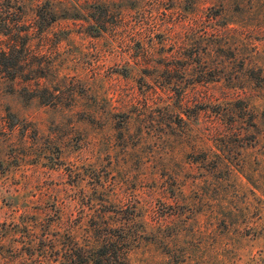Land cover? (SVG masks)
<instances>
[{
	"label": "rangeland",
	"instance_id": "374dc122",
	"mask_svg": "<svg viewBox=\"0 0 264 264\" xmlns=\"http://www.w3.org/2000/svg\"><path fill=\"white\" fill-rule=\"evenodd\" d=\"M5 26L46 77L0 80V264H91L125 222L121 264H264V0H0Z\"/></svg>",
	"mask_w": 264,
	"mask_h": 264
},
{
	"label": "trees",
	"instance_id": "16d2710c",
	"mask_svg": "<svg viewBox=\"0 0 264 264\" xmlns=\"http://www.w3.org/2000/svg\"><path fill=\"white\" fill-rule=\"evenodd\" d=\"M39 29L44 31L47 29L49 23L44 24V15L40 14L39 10ZM53 21V20H51ZM5 35H9V40L2 44L0 47V80L3 78L16 79L22 75L30 76L31 79L35 77L37 80L45 78L46 74L43 72L42 68L38 67L36 69L25 70L23 68V60L25 59L26 49V39L21 32H16L11 34L8 31V26H5ZM8 31V32H6ZM21 44V49L18 50V44ZM33 74H30V72ZM56 90L50 89L46 86H29L25 85L21 87V94L28 100L38 99L43 103H57L55 100L57 94ZM72 95L74 92H71ZM110 230L106 231L103 236L101 235L94 239L89 245L79 244L76 249V253L79 256L80 263H91V264H121L127 261L128 250L130 245L129 235L126 233V222L124 224H119L116 227L110 226ZM120 261V262H119Z\"/></svg>",
	"mask_w": 264,
	"mask_h": 264
}]
</instances>
